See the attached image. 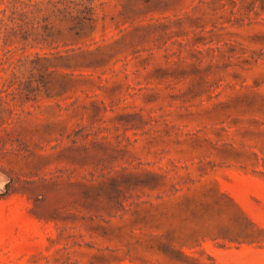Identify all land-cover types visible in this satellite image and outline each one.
Here are the masks:
<instances>
[{
    "label": "rangeland",
    "instance_id": "obj_1",
    "mask_svg": "<svg viewBox=\"0 0 264 264\" xmlns=\"http://www.w3.org/2000/svg\"><path fill=\"white\" fill-rule=\"evenodd\" d=\"M0 264H264V0H0Z\"/></svg>",
    "mask_w": 264,
    "mask_h": 264
}]
</instances>
